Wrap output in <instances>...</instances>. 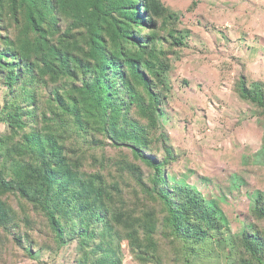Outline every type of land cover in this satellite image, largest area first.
<instances>
[{"label":"trees","instance_id":"obj_1","mask_svg":"<svg viewBox=\"0 0 264 264\" xmlns=\"http://www.w3.org/2000/svg\"><path fill=\"white\" fill-rule=\"evenodd\" d=\"M165 19L177 16L158 0H0V84L7 91L0 122L9 130L0 136L1 230L15 223L3 200L13 194L45 219L58 248L76 237L83 264H107L102 255L117 240V228L135 256L143 260L155 251L154 215L132 222L114 214L102 177L79 175L76 160L65 155L68 144L89 149L97 135L150 170L148 186L137 184L162 206L161 226L181 243L185 264L207 243L222 245L214 236L226 223L214 203L195 188L169 182L168 150L163 158L148 151L151 134L164 141L159 118L168 58L188 35L161 37L157 21ZM79 75L80 84L67 87ZM50 86L48 97H40ZM235 90L264 119V82L247 84L239 76ZM133 108L144 124L130 118ZM253 159L264 164V131ZM132 173L140 179L135 167ZM254 198L252 215L264 221V195ZM242 243L253 263L262 264L264 241L252 233Z\"/></svg>","mask_w":264,"mask_h":264},{"label":"rangeland","instance_id":"obj_2","mask_svg":"<svg viewBox=\"0 0 264 264\" xmlns=\"http://www.w3.org/2000/svg\"><path fill=\"white\" fill-rule=\"evenodd\" d=\"M158 1L177 16L175 21H157L160 36L169 41L167 32L188 35L183 47L173 49L168 58L170 69L159 118L164 141L160 143L158 135L151 134L154 139L148 151L163 158L168 150L172 158L166 171L169 182L198 190L207 202L214 203L226 223L221 236H214L222 245L207 243L189 264H255L243 247L242 236L255 233L264 241V221L251 212L254 194L264 195V164L253 159L261 148L264 119L238 97L235 86L239 76L247 84L264 82V0ZM80 78L67 80V87L79 85ZM53 87L42 90L40 97H48ZM6 94L0 84V110ZM130 118L145 123L134 108ZM8 134L7 125L0 122V136ZM92 140L89 149L69 144L65 148V155L76 160L79 175L102 177L109 195L107 205L114 214L132 222L146 213L155 217V251H146L143 260L135 256L124 239L125 231L117 228V240L108 244L103 259L107 264H185L181 243L161 226L162 206L145 196L137 184L140 180L148 186L150 170L133 160L129 151L114 148L101 136ZM3 200L12 209L15 223L0 229V264H83L76 237L58 248L45 219L30 205L13 194ZM22 205L27 222L22 218ZM138 236L143 235L138 232ZM261 258L264 264V253Z\"/></svg>","mask_w":264,"mask_h":264}]
</instances>
